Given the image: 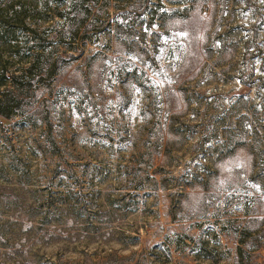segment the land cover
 <instances>
[{"label":"rangeland","instance_id":"374dc122","mask_svg":"<svg viewBox=\"0 0 264 264\" xmlns=\"http://www.w3.org/2000/svg\"><path fill=\"white\" fill-rule=\"evenodd\" d=\"M10 6L54 74L0 120V264H264V0Z\"/></svg>","mask_w":264,"mask_h":264},{"label":"trees","instance_id":"16d2710c","mask_svg":"<svg viewBox=\"0 0 264 264\" xmlns=\"http://www.w3.org/2000/svg\"><path fill=\"white\" fill-rule=\"evenodd\" d=\"M5 8L0 10L2 12H0V38L7 41L14 40L15 55H20L19 59L25 55L28 58L26 62L14 64L12 68L0 64V120L26 116L31 121H36L37 118L34 116L41 114V78L52 76L54 68L48 66L41 71V36L37 34V29L30 28L25 23L24 25L33 32L34 42L31 44H27V40L19 42L11 22L18 9L13 10V6ZM4 12L12 13L11 16L6 17Z\"/></svg>","mask_w":264,"mask_h":264}]
</instances>
